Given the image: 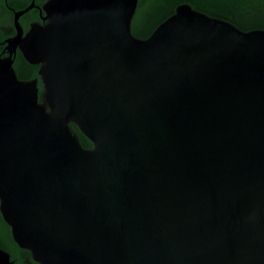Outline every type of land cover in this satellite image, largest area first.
Masks as SVG:
<instances>
[{"label": "water", "instance_id": "obj_1", "mask_svg": "<svg viewBox=\"0 0 264 264\" xmlns=\"http://www.w3.org/2000/svg\"><path fill=\"white\" fill-rule=\"evenodd\" d=\"M138 4L49 0L10 47L42 99L0 57L2 216L40 264H264V29Z\"/></svg>", "mask_w": 264, "mask_h": 264}, {"label": "trees", "instance_id": "obj_2", "mask_svg": "<svg viewBox=\"0 0 264 264\" xmlns=\"http://www.w3.org/2000/svg\"><path fill=\"white\" fill-rule=\"evenodd\" d=\"M181 3H189L195 9L211 16L231 21L243 30L264 29V14L258 8L260 0H139L137 11L132 21V32L141 38L149 37L157 26L176 11ZM31 74L25 70H17L21 79L33 76L40 83L38 65L26 61ZM40 95V93H39ZM40 99L42 96L40 95ZM72 127L79 133L85 147H93L92 141L82 133L75 123ZM0 247L11 254L13 264H40L35 261L31 252L21 248L14 240L11 226L5 221L0 211Z\"/></svg>", "mask_w": 264, "mask_h": 264}, {"label": "flooded vegetation", "instance_id": "obj_3", "mask_svg": "<svg viewBox=\"0 0 264 264\" xmlns=\"http://www.w3.org/2000/svg\"><path fill=\"white\" fill-rule=\"evenodd\" d=\"M49 0H0V57L12 56L13 66L16 70H25L31 74V68L27 64L21 47L18 45L16 50L11 53L10 47L14 40H18L21 35L26 36L31 28L36 25H45L48 22L45 4ZM259 5L261 14H264V0ZM226 20V19H225ZM231 22V21H230ZM260 29V28H259ZM38 65V73L40 64ZM17 72V70H16ZM40 76V74H39ZM35 79L31 76L28 80ZM39 93L43 96L44 84L40 76L38 83Z\"/></svg>", "mask_w": 264, "mask_h": 264}]
</instances>
